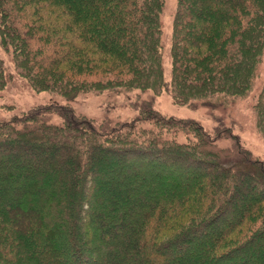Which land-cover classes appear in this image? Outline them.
I'll list each match as a JSON object with an SVG mask.
<instances>
[{
  "label": "trees",
  "instance_id": "1",
  "mask_svg": "<svg viewBox=\"0 0 264 264\" xmlns=\"http://www.w3.org/2000/svg\"><path fill=\"white\" fill-rule=\"evenodd\" d=\"M163 2L0 0V38L12 44L19 74L33 87L69 101L91 90L157 92L167 84ZM179 13L197 26L175 20V101L245 97L264 51V0H178ZM110 57L128 70L129 80L90 86L73 81L96 77L94 70ZM63 64L67 72L57 70ZM6 84L0 60V90ZM254 109L264 133V87ZM138 110L131 121L106 119L99 127L54 103L0 121V264H264V161L223 122L212 134L197 121L161 114L148 100ZM52 111L64 125L45 120ZM145 122L163 134L183 131L193 139L162 138ZM224 137L235 141V155L214 148ZM242 190L252 203L236 209ZM185 212L190 220L163 234ZM79 220L98 221L95 244L90 234L87 240L80 236L87 232ZM56 223L59 236L53 235Z\"/></svg>",
  "mask_w": 264,
  "mask_h": 264
},
{
  "label": "rangeland",
  "instance_id": "2",
  "mask_svg": "<svg viewBox=\"0 0 264 264\" xmlns=\"http://www.w3.org/2000/svg\"><path fill=\"white\" fill-rule=\"evenodd\" d=\"M177 14L178 0H164L159 18L161 26L162 64L167 84L162 90L157 92L151 89L123 90L119 92L109 90L95 92L94 90H91L79 92L69 101L60 92H53V90L48 89L43 90L41 88H35V86L33 87L27 78L19 74L20 71L16 67L15 52L12 44L7 42L6 45V43H3L0 38V60L5 68L7 78L6 86L0 90V121H10L12 118L23 116L35 108L54 103L72 107L77 115L93 120L95 126L99 127V125L106 119L114 124L133 120L139 115L138 103L148 100L152 102L154 109L161 114L168 117L173 116L176 118L197 121L212 134L215 133L220 122H223L225 127L230 128L233 134L239 137L240 143L246 151L250 152L254 158L264 161V133L258 128L254 109L264 87V51L261 63L258 67L257 76L253 82V87L245 97L233 98L222 96L219 97V99L210 102L198 100L194 105L191 103H182L180 101L176 102L171 92V46L175 20L178 18L177 21L181 20L184 24L190 21L189 23L195 27L197 26L196 20L188 14ZM65 66L66 64H63L62 67H58L57 70L60 69V71L63 70L64 72H67L69 68L68 70L62 69ZM97 68V71L96 69L94 70L96 73L95 76L97 75L96 77L72 76L70 72L66 74L67 76H72L73 81L89 86L97 84L98 81L125 82L131 78L128 70L126 71L124 67L120 68L118 66V60L114 57L106 59V62L100 63ZM107 68H109L111 73L110 71L107 72ZM104 71H106V73ZM101 72L104 73L101 74ZM45 120L51 124H65L64 117L59 112L52 111L45 117ZM29 126L33 127V123H29ZM17 127L22 129L23 124H17ZM143 127L150 129L154 135L160 133L162 138H169L180 143H188L193 139V137L186 135L183 131L167 135L163 134L162 132H158V129L150 122H145ZM214 148L235 155V141L232 138L224 137L218 140ZM61 149L62 147H59V151H62ZM103 160L109 163L108 156L103 155ZM56 166L67 170V167H63L60 162ZM59 184L61 185L62 182H59ZM109 185L112 187L110 183ZM121 190L125 192V187H122ZM239 195V200L235 202L236 209L246 207L252 203V201L248 199L249 195L243 190ZM106 198L109 199L108 197ZM99 215L105 223L109 222L114 224L106 214L99 213ZM190 216L191 215L186 212L181 214L179 218L165 227L163 234H173L190 220ZM227 220L228 218L225 217L221 223L219 222L216 226L219 229L223 228L224 226L220 224ZM78 223L83 225L82 220H79ZM97 223L98 221H96L95 224L83 225L84 227L81 226L82 230L87 233L85 235L81 234L80 236L84 240H87L89 239L87 235L90 234L91 244H95L92 239L95 237V230L98 226ZM62 224L60 228L64 230L65 224L64 222ZM58 225L59 224L56 223V229H53L56 231L53 234L55 236L60 235ZM36 228H38V226H36ZM35 243L39 245L41 244L39 240ZM225 249L227 248H223V251ZM58 259H60V256L55 258L56 261ZM103 263L104 260L102 264Z\"/></svg>",
  "mask_w": 264,
  "mask_h": 264
}]
</instances>
